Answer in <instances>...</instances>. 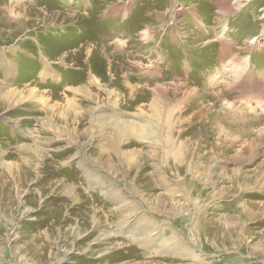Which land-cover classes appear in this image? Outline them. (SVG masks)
<instances>
[{"label":"rangeland","instance_id":"374dc122","mask_svg":"<svg viewBox=\"0 0 264 264\" xmlns=\"http://www.w3.org/2000/svg\"><path fill=\"white\" fill-rule=\"evenodd\" d=\"M0 264H264V0H0Z\"/></svg>","mask_w":264,"mask_h":264},{"label":"bare ground","instance_id":"6f19581e","mask_svg":"<svg viewBox=\"0 0 264 264\" xmlns=\"http://www.w3.org/2000/svg\"><path fill=\"white\" fill-rule=\"evenodd\" d=\"M20 17H21V16H20ZM246 73H247V72H246ZM246 73H245V74H246ZM246 75H247V74H246ZM242 77H243V76H242ZM238 86H239V85H238ZM202 117H203V116H202ZM197 122H198V121H197ZM211 124H212V123H211ZM211 128H212V127H211Z\"/></svg>","mask_w":264,"mask_h":264}]
</instances>
